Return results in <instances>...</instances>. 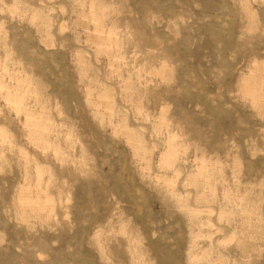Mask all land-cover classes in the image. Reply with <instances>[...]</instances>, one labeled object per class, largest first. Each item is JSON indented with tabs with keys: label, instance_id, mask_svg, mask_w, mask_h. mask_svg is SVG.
Here are the masks:
<instances>
[{
	"label": "rangeland",
	"instance_id": "rangeland-1",
	"mask_svg": "<svg viewBox=\"0 0 264 264\" xmlns=\"http://www.w3.org/2000/svg\"><path fill=\"white\" fill-rule=\"evenodd\" d=\"M263 71L264 0H0V264H264Z\"/></svg>",
	"mask_w": 264,
	"mask_h": 264
},
{
	"label": "bare ground",
	"instance_id": "bare-ground-1",
	"mask_svg": "<svg viewBox=\"0 0 264 264\" xmlns=\"http://www.w3.org/2000/svg\"><path fill=\"white\" fill-rule=\"evenodd\" d=\"M90 17H91V16H90ZM263 72H264V71H263ZM262 78H263V77H262ZM262 78H261V79H262ZM251 79H252V78H251ZM258 80H260V79H258ZM248 81L251 82L250 80H248ZM260 81H261V80H260ZM249 82H248V83H249ZM252 82H253V81H252ZM255 82H256V81H255ZM255 82H254V83H255ZM261 82H262V81H261ZM262 83H263V82H262ZM245 84H246V83H245ZM251 84H252V83H251ZM251 84H250V85H251ZM255 84H256V83H255ZM255 84H254V85H255ZM260 85H261V84H260ZM248 86H249V85H248ZM251 87H252V86H251ZM257 87H258V86H257ZM257 87H256V88H257ZM247 88H248V87H247ZM261 88H262V86H261ZM254 89H255V88H254ZM250 90H253V89H250ZM250 90H249V91H250ZM253 91H254V90H253ZM259 91H260V90H259ZM260 92H261V91H260ZM257 93H258V91H257ZM251 94H253V93H251ZM258 94H259V93H258ZM260 95H261V94H260ZM170 157H171V156H170ZM171 158H172V157H171ZM202 166H203V165H202Z\"/></svg>",
	"mask_w": 264,
	"mask_h": 264
}]
</instances>
